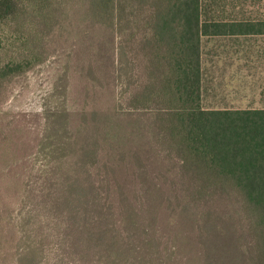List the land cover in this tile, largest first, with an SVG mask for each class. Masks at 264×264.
Segmentation results:
<instances>
[{"label":"trees","instance_id":"obj_1","mask_svg":"<svg viewBox=\"0 0 264 264\" xmlns=\"http://www.w3.org/2000/svg\"><path fill=\"white\" fill-rule=\"evenodd\" d=\"M225 1L0 0V27L17 33L1 98L3 78L49 43L91 35L98 63L84 72V130L64 135L65 109L45 130L42 147L58 156L32 198L47 223L16 264L50 247L60 264H264V108L201 105L202 37L245 30L238 17L256 12ZM104 83L109 167L107 123L87 107ZM6 126L0 158L17 147Z\"/></svg>","mask_w":264,"mask_h":264},{"label":"rangeland","instance_id":"obj_2","mask_svg":"<svg viewBox=\"0 0 264 264\" xmlns=\"http://www.w3.org/2000/svg\"><path fill=\"white\" fill-rule=\"evenodd\" d=\"M231 1L238 3L243 9L264 11V0L225 2ZM16 34L0 27V63L5 64L9 59H13V51L9 49L11 46L5 44L14 40ZM72 41L68 40L62 45L49 43L41 49L42 53L38 57L33 58V54L30 56L33 60L28 66V63L24 62L23 72L20 74L15 72L13 77L3 78L4 83H8V90L4 98L0 95V125L8 124L6 127L14 134L17 147L12 148L13 153L3 152L0 158V264H16L22 248L32 239H38L36 229L39 224L47 223L44 215L34 207L32 198L33 191H36V188L32 189V185L41 184L45 175L50 176L52 156H58L50 146L48 148L52 153L42 147L41 142L47 139L45 136L48 134L45 130L48 131L50 128L48 126L54 121L55 124L62 123L64 118L59 114L62 109L73 111L68 116L64 115L68 119V132L64 133L65 136L71 134L73 137L74 131L84 130L81 124L83 117L76 115L85 102L81 92L82 83L85 79H92L90 74L85 75L84 72L87 69L97 70L98 63L91 45V35L87 36L84 46L70 44ZM207 48L208 46L203 48V55ZM37 58L40 59L37 61ZM33 62L35 63L31 65ZM228 80L212 79L214 86L220 81L219 87L223 84L224 87H221L220 94L217 92L218 95L213 99H207L205 103L212 105L236 103L233 99V86L229 92L226 86L234 80ZM89 82L92 83L91 80ZM91 94L87 100L88 111L93 107L99 109L98 120L107 123L108 140L104 145L106 159L103 162L107 161L109 167V85L104 83L95 98ZM70 95L74 97L71 99ZM219 96L223 98L220 99ZM226 98H230V101L226 102L224 100ZM88 120L85 121L87 126L92 122ZM46 127L48 128L45 129ZM7 157L11 159L8 162ZM54 250L51 247L47 248L41 261L36 264H60L56 262Z\"/></svg>","mask_w":264,"mask_h":264},{"label":"crops","instance_id":"obj_3","mask_svg":"<svg viewBox=\"0 0 264 264\" xmlns=\"http://www.w3.org/2000/svg\"><path fill=\"white\" fill-rule=\"evenodd\" d=\"M238 18L248 19V28L245 25L242 27L245 30H238L234 34L202 37L200 79L201 105L204 108H264V12L245 13ZM205 46L208 48L203 55ZM212 79L234 80L226 86L229 88L227 92L233 86V99L236 103H205L207 99L220 94L221 87H224V84L219 87L220 81L214 86ZM224 100L228 102L230 98Z\"/></svg>","mask_w":264,"mask_h":264}]
</instances>
